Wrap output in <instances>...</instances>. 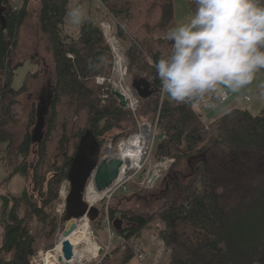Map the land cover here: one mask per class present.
Masks as SVG:
<instances>
[{"label":"trees","instance_id":"obj_1","mask_svg":"<svg viewBox=\"0 0 264 264\" xmlns=\"http://www.w3.org/2000/svg\"><path fill=\"white\" fill-rule=\"evenodd\" d=\"M28 1L22 0L19 8L11 0H2L5 6L0 1V143L7 144V152L13 137L5 128L16 122L12 107L24 90V82L20 87L12 85L21 64H13L12 52ZM37 1L39 30L47 37L54 64L52 115L45 132H26L16 146L20 163L8 175L18 173L30 181L18 194L0 195V264H32L37 237L29 231L27 220L35 216L49 233L56 232L53 202L67 180L80 137L90 129L101 146L105 135L130 114L105 85L95 83L97 76H110L114 63L100 19H114V34L129 43L128 59L148 71L146 80L155 93L143 101L152 113L158 110L161 92L154 63L170 53L172 43L165 34L174 25L173 0H99L103 8L97 20L91 10L81 17L79 3L73 4L76 0ZM142 5L145 12L136 30L142 32L139 40L127 30ZM145 47L149 60L144 58ZM102 93L107 96L102 98ZM42 113H38L39 128ZM157 127L165 137L159 140L156 154L175 159L164 177V203L155 212L161 222L155 230L166 247L164 264H264V106L257 113L235 107L205 124L192 102L163 98ZM33 145L38 161L30 168L27 159ZM224 198L232 202L224 203ZM118 213L112 207L110 219L120 221L117 231L127 236L138 239L141 231L153 228L152 216ZM59 220L65 223L64 214ZM94 221L97 224L99 219ZM132 256L129 247L114 246L105 263H124Z\"/></svg>","mask_w":264,"mask_h":264},{"label":"rangeland","instance_id":"obj_2","mask_svg":"<svg viewBox=\"0 0 264 264\" xmlns=\"http://www.w3.org/2000/svg\"><path fill=\"white\" fill-rule=\"evenodd\" d=\"M1 1V4L5 6V4ZM79 3L80 9L77 11L82 14L81 17H87L88 13H94L93 16L95 19H100L102 16V8L103 5L99 0H76L73 1V4ZM13 6L19 8L22 4V0H11ZM39 2L37 0H29L26 9L27 15L24 20V23L21 25L19 33H18V41L17 45L12 52V60L13 64L20 63L15 70V75L12 80V85L14 87H20L24 82V90L17 96L19 101L18 104L14 105L12 109L15 110V118L16 122L9 126L6 125L5 130L8 132L11 131L13 137L12 148L10 152L6 151V143H0V195L5 193L10 194H18L22 190L23 186H27L29 180H26L21 174L14 173L12 175H8L9 170L15 169V167L20 163V158L16 156V146L21 141L22 137L26 132L29 134L35 132V128L38 125L39 120V110L40 106L41 111L43 112L41 115V128H39V132L43 133L47 130V127L50 122V118L52 113L50 112V104L51 100L50 94H52L53 85L55 81L54 76V64L50 50H48V41L47 37L41 33L38 25V10H39ZM144 7V8H142ZM173 8H174V25H179L181 23H186L192 16L195 5L193 0H173ZM145 12V5L139 6L135 11V15L132 20L129 22V29L127 30L128 35L130 37H137L141 40L140 33H137V28L142 24L141 18ZM78 17L73 18V22H77ZM114 19L102 18L101 27L105 34L106 40L110 45V37H114L115 40L119 44L120 51V63L125 68L124 74L123 70H119L117 62L119 61L116 54L114 53V63L113 69L110 74V81L108 83L99 84L96 81L97 85H105V89L110 90V86L113 87L115 83H125L131 84L134 79H148V71L146 69H140L136 65H133L127 57V48L129 43L126 40H122L118 38L114 34ZM71 21V19H70ZM72 24V23H71ZM162 33V32H157ZM158 36V35H157ZM111 47V45H110ZM148 48L145 47V59L149 60L147 57ZM103 77V76H102ZM215 94V92H213ZM209 92L207 93L203 100H194L192 102V107L201 113V120L204 122H208L224 110L225 106L232 102H238L239 100L245 102V106H241L242 108H250L253 113H257L264 106V71L261 70L256 73L251 84L245 86L238 92H232L228 90V101L220 102L215 98V95ZM105 93H102V98ZM248 96L249 100H244L243 96ZM166 97V96H165ZM167 98V97H166ZM118 101V100H117ZM105 101H102V104ZM147 102L140 101V105L135 113H133L129 109H125L128 113L127 119L120 122L121 126L113 129L108 134L105 135L106 139L101 143V152H100V160L98 165L100 166L104 159L107 157L108 143H111L113 146L116 145L121 139H125L129 137L131 134L135 133L139 129V124L145 121L150 122V124H154L156 121L157 112H149L146 110ZM31 115H33V121H31ZM38 117V118H37ZM82 119V116L79 117ZM154 122V123H153ZM79 124H83L82 121L79 120ZM159 131V130H158ZM157 131V132H158ZM161 139V134L157 135V141L154 142L151 149L148 150L145 154V158L143 159L141 165L142 169L137 174H132L131 179L128 181L127 189L124 190L122 188L118 189L113 193L110 199H102L97 202L94 206L99 208L100 212L102 208L105 210L108 206V213H110V209L115 208L116 214H119V211L125 212H136L142 215L152 216V225L154 230L155 228L160 227V220L155 215L157 210L163 205L164 199L163 195L166 191V186L164 184V177L167 171L171 168L174 162L171 163L169 168H160V177L156 180L154 185L144 184L143 186L136 185V181L140 180L146 175L145 172H150L156 169L155 164L161 161L160 159L163 157H172V156H161L156 154V147ZM111 141V142H108ZM37 150V146L33 145L32 153L28 156V164L30 168L33 167L37 161L38 157L35 155ZM106 150V151H105ZM116 151V150H115ZM150 151V153H149ZM50 154L54 152V149L50 146L49 151ZM118 152H114L116 154ZM173 158V157H172ZM175 161V159H174ZM46 163V162H45ZM158 169V168H157ZM184 169H188L187 163L184 165ZM31 173V171H30ZM66 181V180H65ZM65 181L63 183H65ZM90 178L88 180V185L90 182ZM62 183V185H63ZM87 185V187H88ZM62 187V186H61ZM116 187V185H115ZM87 189V188H86ZM222 186L219 187V191H222ZM61 190V188H60ZM86 191V190H85ZM59 191L58 198L53 202L52 212L57 219L56 232L49 233L47 229L43 227L41 222L35 217L30 215L28 222V229L33 234L36 235V249L37 252L35 255L31 257L32 264H44V256L47 251L54 249L57 243L58 234L63 231L65 223L61 222L59 219L63 216L65 211V197L60 195ZM85 196V194H84ZM106 201H109L107 204ZM224 203H231L230 199H223ZM1 204V199H0ZM107 204V205H106ZM100 214V213H99ZM89 220V219H88ZM89 220V230L94 231L96 235H98V244L106 243V233L101 228L99 222L97 224L95 221L90 222ZM127 221V220H125ZM147 228V227H146ZM145 229V228H144ZM89 231V232H90ZM92 239V236H91ZM54 243L53 248L48 249L47 247ZM84 244L79 245V248L83 247ZM89 257V256H88ZM87 256L84 257L77 264H90V261L87 260ZM43 259V260H42ZM57 264H63L57 262Z\"/></svg>","mask_w":264,"mask_h":264},{"label":"clouds","instance_id":"obj_3","mask_svg":"<svg viewBox=\"0 0 264 264\" xmlns=\"http://www.w3.org/2000/svg\"><path fill=\"white\" fill-rule=\"evenodd\" d=\"M186 23L165 34L170 53L155 61L160 91L176 103L238 92L264 70V0H193Z\"/></svg>","mask_w":264,"mask_h":264},{"label":"built area","instance_id":"obj_4","mask_svg":"<svg viewBox=\"0 0 264 264\" xmlns=\"http://www.w3.org/2000/svg\"><path fill=\"white\" fill-rule=\"evenodd\" d=\"M110 45H111L112 51L116 54V56L119 60L117 62L118 68H120L119 70H123V74H124L125 68L120 63L119 48H115L111 42H110ZM114 57H115V55H114ZM113 69L115 70L114 66L112 67V70ZM109 78H110L109 76L108 77L97 76L96 81L99 84H103V83L105 84V83H108L107 81H110ZM113 89L120 91L124 95V98L127 102L126 108L131 110L133 113H135L136 110L138 109L139 105H140L141 99L137 95L135 90L131 87V85L130 84L127 85V84L121 83V82L115 83V84H113V87L110 86V91ZM217 93H218V99L221 102L226 101L228 99V90L227 89H221V91L217 92ZM106 96H107V94L105 93L104 97H106ZM163 98H165V95H162V93L160 92V104L162 103ZM243 99L249 100L250 98L248 96L244 95ZM191 102H193V101H191ZM160 104H159V107H160ZM159 107L157 110L156 121H155V123L153 122L154 123L153 125L150 124V122H148V121L142 122L139 124V129L135 133L131 134L129 137H127L125 139H121L114 146L111 143H108V147L106 149L117 152L118 149L121 148V145L123 143L125 145V142H127L129 139L136 137V136H141V135H142V139L145 138L144 140L141 141V138L139 137L140 140L138 139L137 145L135 147L130 148L132 150V153H135V149L139 150L141 148L140 146L142 144H144L142 147V153L137 155V156H139L138 157L139 160L137 161L138 163H137L136 167L133 168L126 177H123V179L110 184L107 192L101 197L100 200H98V202L104 198H106L107 200L110 199L111 196L113 195V193H115V191L120 189V188L126 190L127 185H128L127 183L131 179L132 174L139 173V171L143 168L141 163H142L143 159L145 158L146 152H148V150L151 149L154 142L157 141V135H158L157 124H158V116H159ZM144 128H145V131H144ZM164 137H165V135L162 134L161 138H164ZM144 141H145V143H144ZM108 142H111V141H108ZM149 153H150V151H149ZM160 160L161 161H159L158 163L155 164V166H156L155 170H152L150 172H148V171L145 172L146 175H144V177L142 179L136 181V185L138 186V188L140 186H143L144 184L151 185V186L154 185L156 180L161 175L160 174V168H167L168 169L169 166H171V163L174 162V158H172V157H163ZM93 174H94V172L92 173L90 180H92ZM87 185H88V182H87ZM115 185H116V187H115ZM106 203L108 204L109 201H106ZM107 208H108V206L106 207L105 210L102 208L101 212L99 210L100 214L97 218V220L99 219V223L101 225V228L106 233V236H107L106 243L103 245L98 244V235H96V233H94V231H90V236H92V240L96 244V247H95L96 253L92 254L90 258H87V260L90 261V264H106L105 263V257L110 256L111 249L114 246H121L122 248L129 247L130 249H132L133 257L144 262L148 258V250L145 248V246L142 244V242L139 239L135 238L134 236H127L126 233L118 232L114 228L113 220L111 221ZM157 261H158L157 258H155V261H152L149 264H158Z\"/></svg>","mask_w":264,"mask_h":264},{"label":"water","instance_id":"obj_5","mask_svg":"<svg viewBox=\"0 0 264 264\" xmlns=\"http://www.w3.org/2000/svg\"><path fill=\"white\" fill-rule=\"evenodd\" d=\"M132 87L135 89L137 95L145 99L155 93V89L151 88L146 79H134L131 82ZM112 95L118 99V103L122 108L127 107V102L124 95L116 90H111ZM41 107L39 114L41 112ZM41 127V126H40ZM39 130V122L35 131ZM101 146L93 135L90 129H87L80 137L75 153L71 158L69 170L67 172L68 189L65 198V211L64 220L65 226L62 231L65 237L62 242V256L59 258L61 262L64 258L66 261L73 258V246L68 237L75 229V222L77 219L87 216L91 221H94L99 216V208L94 205H89L85 200V190L87 182L92 173L99 167ZM65 181V182H66ZM64 184V183H63ZM63 186V185H61ZM120 221H114L113 226L116 230H120ZM68 264V263H65Z\"/></svg>","mask_w":264,"mask_h":264},{"label":"bare ground","instance_id":"obj_6","mask_svg":"<svg viewBox=\"0 0 264 264\" xmlns=\"http://www.w3.org/2000/svg\"><path fill=\"white\" fill-rule=\"evenodd\" d=\"M109 41L115 48H119V44L114 37H110ZM139 137L141 138V141L145 139H142V135L129 139L125 142V145L124 143L121 145V148L118 149V153L116 154H113V151L106 149L107 157L95 170L93 178L85 191V200L89 205L97 203L107 192L110 184L123 179V177H126L129 172L136 167L138 163L137 161L139 160V156L137 155L142 153V147L144 144L140 146L141 148L139 150L135 149V153H132L130 148L137 145ZM68 184L69 183L66 181L61 187L60 195H62V197L66 198ZM74 222L76 224L75 229L68 237L73 246V258L68 261L63 258L61 262L59 261V258L63 257L62 242L65 239L61 231L57 236V243L54 249L45 253L44 264H57V262H63V264H77L84 257L89 256L88 258H90L92 254L96 253V244L90 236L89 220L87 216L79 218ZM81 244H84V246L79 248V245Z\"/></svg>","mask_w":264,"mask_h":264},{"label":"crops","instance_id":"obj_7","mask_svg":"<svg viewBox=\"0 0 264 264\" xmlns=\"http://www.w3.org/2000/svg\"><path fill=\"white\" fill-rule=\"evenodd\" d=\"M131 87H132V85H131ZM211 93H213V92H211ZM214 95H215V98L218 99V93L215 92ZM140 99L142 100V98H140ZM223 102H226V101H223ZM244 103L245 102L239 100L237 103L232 102V103L227 104L225 106L224 110L221 111L220 113H218L217 115H215L214 117H212V119L210 121L214 120L215 118L219 117L220 115L224 114L225 112L231 110L232 108L245 106ZM192 108L194 109L195 113H197L199 118L201 119V117H200L201 113H199V111L196 110L194 107H192ZM124 109H126V108H124ZM248 109L250 111L252 110L250 108H248ZM208 122H204V123L208 124ZM2 235H3V228L0 224V246L2 243ZM138 239L142 242V244L148 250V258L144 262L140 261L137 258L132 256L129 259H127L124 263H119V262L114 261L111 264H149L150 262L155 261V258H157L158 264H164L167 261L166 247H165L164 241L160 238V236L158 235V233L155 229L154 230L147 229V230L141 231Z\"/></svg>","mask_w":264,"mask_h":264}]
</instances>
